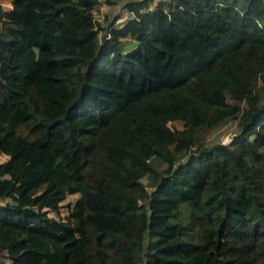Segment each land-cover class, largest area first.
Listing matches in <instances>:
<instances>
[{
  "label": "trees",
  "instance_id": "obj_1",
  "mask_svg": "<svg viewBox=\"0 0 264 264\" xmlns=\"http://www.w3.org/2000/svg\"><path fill=\"white\" fill-rule=\"evenodd\" d=\"M122 5L0 4V264H264V0Z\"/></svg>",
  "mask_w": 264,
  "mask_h": 264
},
{
  "label": "rangeland",
  "instance_id": "obj_2",
  "mask_svg": "<svg viewBox=\"0 0 264 264\" xmlns=\"http://www.w3.org/2000/svg\"><path fill=\"white\" fill-rule=\"evenodd\" d=\"M119 1V2H118ZM124 0H115L114 3H112L109 6L102 5V3L98 6V10L95 13L96 18L99 20L101 25H109L110 24V18L113 14H119L120 16H124L126 13V10L124 6L122 5V2ZM155 2H158V0H155ZM5 7L9 6L8 1L0 2ZM102 15H105V18H102ZM109 19V22H108ZM104 33V30L101 32V37ZM133 46V43L131 39H124L123 41V50H129ZM232 102V100H229ZM264 102V97L261 99V103ZM241 107L245 106V101L240 102ZM169 125L171 127L181 128L182 125L180 122H170ZM238 131V124L237 119L231 118L224 123L220 124L207 134H205L203 140L206 143H213V142H222L227 143L230 141L232 136H234L235 133ZM8 156L4 154H0V162L7 160ZM150 162L152 165H154L157 168H163L165 165L162 163L160 158L158 157H152L150 159ZM143 182H146V178L143 179ZM79 199L78 193H68L65 197V199L60 203V208L58 214L54 213L53 211L49 210V215L53 218L59 219H65L71 209V207L74 205V203ZM6 264H10V261L8 259H5Z\"/></svg>",
  "mask_w": 264,
  "mask_h": 264
},
{
  "label": "crops",
  "instance_id": "obj_3",
  "mask_svg": "<svg viewBox=\"0 0 264 264\" xmlns=\"http://www.w3.org/2000/svg\"><path fill=\"white\" fill-rule=\"evenodd\" d=\"M6 2V1H9V5L11 3V0H0V2ZM125 1V0H124ZM124 1H121L122 4ZM119 2V1H118ZM102 3V5H105V6H109L111 4H108L107 2H105V0H99V5ZM114 3V2H113ZM1 4V3H0ZM98 10V8H97ZM97 10L95 11V13L97 12ZM126 10V9H125ZM131 16V12L130 11H127L126 10V13L124 14V16H120L119 14H113L112 17L110 18V24L109 26H120L125 20L126 18L130 17ZM102 18H105V15H102ZM108 22H109V19H108ZM104 25V24H103ZM107 25V24H106Z\"/></svg>",
  "mask_w": 264,
  "mask_h": 264
}]
</instances>
